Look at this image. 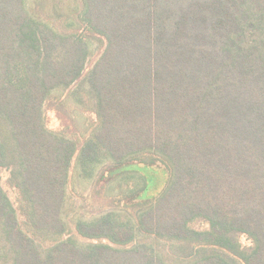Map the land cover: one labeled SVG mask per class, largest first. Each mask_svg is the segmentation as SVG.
I'll return each mask as SVG.
<instances>
[{
	"label": "trees",
	"instance_id": "trees-1",
	"mask_svg": "<svg viewBox=\"0 0 264 264\" xmlns=\"http://www.w3.org/2000/svg\"><path fill=\"white\" fill-rule=\"evenodd\" d=\"M95 36L99 125L78 149L42 106ZM77 149L87 173L102 154L110 181L139 176L109 206L135 223L68 216ZM0 169V264H264V0H0Z\"/></svg>",
	"mask_w": 264,
	"mask_h": 264
},
{
	"label": "rangeland",
	"instance_id": "rangeland-1",
	"mask_svg": "<svg viewBox=\"0 0 264 264\" xmlns=\"http://www.w3.org/2000/svg\"><path fill=\"white\" fill-rule=\"evenodd\" d=\"M34 0H26L27 9L33 5ZM105 47V40L101 37H91L89 42L90 56L81 77L72 85L53 90L46 98L42 106V113L45 118L46 127L53 133L64 138L74 140L78 149L82 148L85 142H91L94 130L98 127L96 114V96L89 83V75L93 63L97 60ZM78 149L72 159L66 191V209L68 216L73 220L91 222L103 216V212H115L129 214L135 223L136 213L129 210H118L109 207L111 200L124 198L136 193L140 186L139 176L120 175L110 181V175L106 170L113 169L114 164L101 154L98 160L91 167L88 166V173L83 170L78 159ZM86 170V169H85ZM130 176V177H129ZM0 181L2 188L9 196L13 204H16V191L9 182V173L0 169ZM164 177L156 173L154 184L150 194H155L163 185ZM16 206V205H15ZM75 241L89 243L88 240L73 230ZM242 244L249 245L251 242L245 236L240 237ZM96 242L111 244L113 247L128 248L129 246H116L104 239H97Z\"/></svg>",
	"mask_w": 264,
	"mask_h": 264
}]
</instances>
